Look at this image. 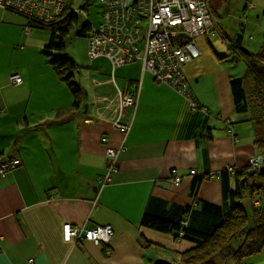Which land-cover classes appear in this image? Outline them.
I'll list each match as a JSON object with an SVG mask.
<instances>
[{
  "label": "crops",
  "instance_id": "obj_1",
  "mask_svg": "<svg viewBox=\"0 0 264 264\" xmlns=\"http://www.w3.org/2000/svg\"><path fill=\"white\" fill-rule=\"evenodd\" d=\"M237 3L246 14L264 11V0ZM209 4L214 35L194 41L200 56L183 67L190 99L200 109L189 108V100L157 80L155 68L144 67L141 60L113 68L107 60L88 57L87 67L82 63L86 58L78 56L73 58L81 69L71 74L72 79L78 74L74 82L83 95L73 105L48 62L56 55L47 59L42 53L50 34L40 29L25 34L24 21L0 6V160L21 159L17 170L0 178V264H157L172 259L178 264L180 254L192 248L173 232L141 226L147 206L154 212L167 209L176 220L188 211L190 221L197 220L203 204L222 206L221 172L230 175L233 187L236 170L264 154V115L247 103L243 111L235 107L230 79L240 75L220 60L228 52L224 43L239 30L238 24L218 23L221 11L230 14L231 2ZM242 39L241 49H246L245 33ZM12 73L21 75V85L9 82ZM245 87L252 92L247 80ZM117 91L137 94L126 134L106 117H96L92 106L95 96L113 97ZM122 139L117 173L111 183L96 186L95 179L105 173V149H118ZM172 171L180 177L177 185ZM66 223L110 225L114 235L99 245L65 242Z\"/></svg>",
  "mask_w": 264,
  "mask_h": 264
},
{
  "label": "trees",
  "instance_id": "obj_2",
  "mask_svg": "<svg viewBox=\"0 0 264 264\" xmlns=\"http://www.w3.org/2000/svg\"><path fill=\"white\" fill-rule=\"evenodd\" d=\"M71 1L72 0H68L67 3H70ZM75 1L76 0H73V2ZM92 1L93 0H84V3L77 11L81 17L84 16L86 12L85 9L88 8ZM96 1L101 8L100 11H102V1ZM205 1L209 3V0ZM130 5H133V3L131 2ZM237 6L234 8L235 12L236 9H239ZM129 7L128 4V8ZM209 7L212 25L204 34L205 39L213 36V32L215 31L213 29V22L215 23L214 12L210 4ZM5 10H8L21 18L24 21V24L28 26L27 28L45 30L50 34V40L42 52L47 59L51 54H54V52L64 51L66 37L70 34L75 25L80 24V18L76 13L73 15L68 14L65 19H62L61 21L57 18L46 23H41L39 20L36 21L35 19L27 17L23 10L19 11L13 8H7ZM118 14H122V18L129 16L127 13H124L123 10H119ZM259 14L264 15V11L261 10ZM243 16V18L239 16L241 19L238 22L239 30L236 31V37L229 38L232 39L231 42L229 40L227 42L224 41V46H227L226 48L231 50V53H234V55L232 56L229 53L230 51H228L225 53L226 55L221 56L220 60L221 62L224 61L227 63L229 61H227V59H231V62L241 60L245 65V74L243 77L239 78L235 76L230 79L231 96L235 107L238 110L243 111L244 107L246 108L245 105L247 103V105L249 104L252 108L262 111L264 115V34L262 37L263 44L258 53H253L243 48L241 49L243 35L246 33L248 26L250 25L248 24V16L244 10ZM139 17L140 16L135 11L133 19H140ZM60 18L61 16L59 19ZM141 19L142 23L147 22L144 18ZM101 20H103L102 15ZM114 26L116 27V25ZM261 26L264 27V24ZM175 29H177V27H171L170 30L175 31L179 36L174 40H170V45L174 48H181V46L184 47V44L187 43L186 41L188 39L182 34V29ZM89 31L90 25L86 21L85 25L82 27V36L85 37L86 35L87 37L86 44L89 41ZM134 44L137 47L135 49L138 55L126 64L138 60V57L141 54V49L144 47L143 40L138 37ZM140 45L142 46L141 48ZM216 50L219 49L217 48ZM73 59L74 58L63 54L48 59V62L53 67L61 83L69 92L71 98H73V105L76 106L81 101L82 90L79 85L74 82V79H72L71 70L81 69V67L77 60ZM95 59L107 60L113 68L117 67L113 66L112 62L105 57L99 56L90 60L93 61ZM75 76L76 75H74V77ZM246 80L252 84V92H249L250 90H248V87H245ZM110 83L115 89H118L114 82ZM188 89L189 97L191 98L189 82ZM128 92L131 94L136 93V91ZM179 95L182 96L181 93ZM96 97L97 96H95V98ZM101 97L104 99L110 98V96L107 95ZM95 98L94 101H92V106L94 105ZM252 100H255V102H252ZM188 105L189 108L197 109L196 107H198L200 109V107L197 106L198 104L195 107H191L188 102ZM98 106H100V104ZM130 127L131 123L128 131L130 130ZM102 139L101 142L103 143ZM106 142L107 139L104 143ZM121 144L122 147H124L123 139L121 140ZM258 156L264 160V154ZM15 158L19 161L17 166L9 167L3 174L0 173V178L5 177L9 172L17 170L18 167L21 166V159L18 156L12 155L0 160L1 166L3 163H11ZM105 173L102 176L97 177L95 183L96 180L103 177ZM221 173L222 206H214L208 203L203 204V213L197 218V220L190 221L188 217L190 214H188V211L183 213L182 218L176 220L174 214L170 212L168 213L167 209L162 208L156 212L152 211L150 204L142 215L140 220L141 226L164 234H170L173 232L177 238L193 244L192 248L187 249L180 254V261H178V264H242V262L247 261L252 256L258 255L264 251V183L257 182L260 181V178L258 177H263V175H259L256 178L252 175L254 171L250 170L249 166L237 169L236 174H234L233 177V187H231L229 184L230 175L224 171ZM107 184L99 185L96 183V186L102 188ZM246 198V203H244V199ZM183 222H186V226L182 225ZM194 225H197L198 227H195ZM180 232L183 234L181 237L178 235Z\"/></svg>",
  "mask_w": 264,
  "mask_h": 264
},
{
  "label": "built area",
  "instance_id": "obj_3",
  "mask_svg": "<svg viewBox=\"0 0 264 264\" xmlns=\"http://www.w3.org/2000/svg\"><path fill=\"white\" fill-rule=\"evenodd\" d=\"M67 1L0 0V6L4 9L23 10L30 19L46 23L57 18L61 21L68 14L73 15L80 9V7H76V1L73 2L72 0L70 3H67ZM101 1L103 3V20H101L98 28L93 29L90 34L89 57L91 59L99 56L105 57L112 62L113 66L129 62L138 55L135 49L137 47L134 44L138 37L144 42L143 57H141L144 65L149 69L154 67L157 71V74L155 73L157 80L168 82L189 100L191 107H195L196 104L189 97L188 83L181 69L183 65L192 62L200 55L193 40L200 34H205L212 25L209 3L205 0ZM131 2L133 5H130ZM119 10H123L129 16L122 18V14H118ZM135 11L140 19L144 18L149 22L148 27L142 34H140L142 19H133ZM151 15L152 19L149 21ZM171 27H177L175 30H183L182 34L188 39L184 47L174 48L170 45V40H174L179 36L178 33L170 30ZM9 82L14 85H21L23 80L20 74L12 73L9 75ZM95 100L100 101V106L97 104V111H94L95 116L99 118L106 117L118 131L126 133L131 119L126 118L124 120L122 114L126 109L135 110L137 94H131L128 91H117L113 97L104 99L97 96ZM105 112H110L109 116ZM226 124H228V121ZM102 141L104 143L106 138L103 137ZM123 151L122 144L118 150L106 149V173L103 177L98 178L96 183L104 185L112 182L113 175L117 173V158ZM18 162V159L15 158L9 164H1L0 173L3 174L9 167L17 166ZM247 164L251 169H259L264 165V160L257 156L249 159ZM226 170L233 172L231 168H226ZM172 174L174 176L173 184H179L180 177L175 176L174 171H172ZM191 174H194V172L191 171ZM182 225L186 226V222H183ZM113 235L114 232L110 225L83 228L66 223L62 226V238L65 242L89 241L99 245L109 242ZM178 235L181 237L183 234L180 232Z\"/></svg>",
  "mask_w": 264,
  "mask_h": 264
},
{
  "label": "rangeland",
  "instance_id": "obj_4",
  "mask_svg": "<svg viewBox=\"0 0 264 264\" xmlns=\"http://www.w3.org/2000/svg\"><path fill=\"white\" fill-rule=\"evenodd\" d=\"M238 0H229V3L231 2V10H230V14H226L224 13V11L220 12V15L218 16V23L220 26H225L228 25L229 27H235L238 24V17H244L243 16V8L239 7V9H236V12L234 11V8L236 7V5H238L237 3ZM256 1L257 3L259 2V0H253ZM84 3V0H76V7H80L82 4ZM226 6V5H225ZM226 8V7H224ZM101 8L98 4V2L96 0H93L92 3L88 6L87 9H85V14L84 16H80L79 12L76 11V15L80 18V24L79 25H75L73 27V29L71 30L70 34L66 37L65 39V49L64 51H60V52H54V55L59 56V55H66L69 56L71 58H73V56H78V57H83L86 58L85 62H82L84 66L89 65V42L87 43V53H86V42H87V37L85 35L82 36V27L85 25L86 21L91 25L92 29H90L89 33H92L93 29L98 28L99 24L101 23V15H102V11H100ZM101 12V13H100ZM150 15V13H148ZM247 20H248V24H250L248 26V29L245 33V48L251 52L254 53H258L261 49L262 46V37L264 34V29L261 30L260 26L264 24V15L257 13L255 10L254 11H249L246 14ZM152 19V15L149 19V21H151ZM128 20V19H126ZM214 24V22H213ZM142 25H145V23L143 22ZM238 28H239V24H238ZM158 30V29H157ZM43 31V30H42ZM45 36L47 35V33H43ZM219 36V35H217ZM251 36V37H250ZM198 38H204V33L200 34V36L197 37ZM142 46L140 45V48ZM218 48V47H217ZM216 46L214 45V49H217ZM227 49V48H226ZM217 52H222L221 50H216ZM229 53L233 56L234 53H231V50ZM88 55V57H87ZM198 58V56H197ZM196 58V59H197ZM196 59H194L193 61H195ZM74 60V59H73ZM227 60H231V59H227ZM229 65L232 67V69L234 70V74H239V77H242L243 73L245 72V65L243 63V61L238 60V61H228ZM146 65H144L145 67ZM184 67V65H183ZM182 71L184 70V68L181 69ZM184 72V71H183ZM185 75V74H184ZM78 79V74H76L74 81ZM88 101V98L85 99V101L83 102V104H85ZM99 100H95V103L93 105V110L95 111L97 109V104H99ZM128 110L131 109H126L123 111V117H126L128 119L132 118L133 112L134 110H131V113L128 115ZM97 111V110H96ZM249 165L247 164L246 167H248ZM249 169H251L249 167ZM252 171H254V176L257 178L259 176V170L258 169H251ZM253 174V173H252ZM255 178V180H256ZM260 178V183H264V176L262 177H258ZM252 182V181H251ZM248 197V194H247ZM246 199H244V203H246ZM190 220V219H189ZM192 221V219H191ZM172 259V258H171ZM163 263V262H162ZM167 263L169 264H173L174 260H169L167 261ZM242 264H264V251L258 255H254L252 256L250 259H248L247 261L242 262Z\"/></svg>",
  "mask_w": 264,
  "mask_h": 264
},
{
  "label": "clouds",
  "instance_id": "obj_5",
  "mask_svg": "<svg viewBox=\"0 0 264 264\" xmlns=\"http://www.w3.org/2000/svg\"><path fill=\"white\" fill-rule=\"evenodd\" d=\"M145 23V25H142L141 27H140V34H142L145 30H146V28L148 27V25H149V22H148V20H147V22H144ZM89 24V23H88ZM143 24V23H142ZM90 25V24H89ZM28 26H26L25 24H24V28H23V31L25 32V34H28L29 32H30V28H27ZM90 29H92V27H91V25H90ZM88 36H89V38H90V33L88 34ZM197 39V37L193 40V43H194V41ZM89 42V41H88ZM194 45H195V47H196V44L194 43ZM197 48V47H196ZM198 49V48H197ZM142 50H143V48L141 49V54L139 55V57H138V60H141L142 61V58L141 57H143V53H142ZM199 51V50H198ZM200 52V51H199ZM200 56V55H199ZM97 58V57H96ZM89 59H91L90 57H89ZM92 60V59H91ZM130 62V61H129ZM193 62V61H192ZM126 63H128V62H125V63H123V64H121V65H125ZM191 63V62H190ZM117 66H120V65H117ZM186 77V76H185ZM186 80H187V78H186ZM187 83H188V80H187ZM188 91H189V89H188ZM247 163H248V161H247ZM262 167H264V165L262 166ZM261 167V168H262ZM260 169V168H259ZM258 169V170H259Z\"/></svg>",
  "mask_w": 264,
  "mask_h": 264
},
{
  "label": "water",
  "instance_id": "obj_6",
  "mask_svg": "<svg viewBox=\"0 0 264 264\" xmlns=\"http://www.w3.org/2000/svg\"><path fill=\"white\" fill-rule=\"evenodd\" d=\"M255 173H253L252 175H254ZM259 175H264V167L259 169Z\"/></svg>",
  "mask_w": 264,
  "mask_h": 264
}]
</instances>
